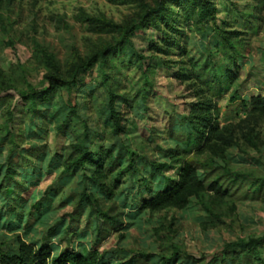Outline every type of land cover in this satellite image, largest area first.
Here are the masks:
<instances>
[{
  "label": "rangeland",
  "instance_id": "rangeland-1",
  "mask_svg": "<svg viewBox=\"0 0 264 264\" xmlns=\"http://www.w3.org/2000/svg\"><path fill=\"white\" fill-rule=\"evenodd\" d=\"M202 1L0 0V85L41 89L48 74L72 80L80 65L93 63L78 68L71 90L38 100L35 108L18 93L0 89V191H6L10 160L14 177L21 167L37 172L24 175L28 180L37 174L35 185L27 186L24 208L0 203L2 212L12 206L27 217L14 230L0 226V245L14 249L22 239L40 248L44 235L58 226L60 234L48 241L53 255L93 248L113 264H163V257L179 251V260L169 264H199L201 257L206 264L226 244L264 235V189H256L264 180V110L251 101L264 98V0H210L214 17L206 18L199 13ZM203 66L218 68L206 74L217 78H225L222 69L230 66V88L216 96V78L209 86L199 78ZM71 105L77 115L70 114ZM112 108L120 114L119 135ZM82 140H89L97 158L109 150L106 163L116 160L115 168L96 176L114 196H101L100 204L119 223L112 227L104 219L100 231L90 210L75 208L89 182L84 176L93 177L95 168L67 172L63 166L71 146ZM181 160L190 161L203 181L222 174L248 180L223 179L230 186L224 198L194 196L183 209H141L142 189L163 184L164 177L153 178L151 164H169L163 175L175 180ZM131 161L135 166L125 173ZM17 179L20 186L14 181L9 187L18 192L24 183ZM51 195L48 212L31 218ZM72 212L79 215L69 235L58 223ZM66 232L71 243L63 239Z\"/></svg>",
  "mask_w": 264,
  "mask_h": 264
},
{
  "label": "trees",
  "instance_id": "trees-1",
  "mask_svg": "<svg viewBox=\"0 0 264 264\" xmlns=\"http://www.w3.org/2000/svg\"><path fill=\"white\" fill-rule=\"evenodd\" d=\"M199 5V13L202 16H204L205 18L210 16L214 17V8L210 0H203ZM164 7L165 6L162 4L161 10H163ZM101 57L102 59H105L106 53L103 52ZM232 59L235 60V57H232ZM92 66V62H87L83 64V66L80 65L78 68L80 70ZM78 68L72 80L63 79L55 73L48 74L45 78L46 87L41 89H36L33 86H29L28 91L23 92L20 91L19 88L13 86L4 87L2 85H0V89L2 92L14 91L18 93L20 95L21 101L31 102V104L35 108L37 106L36 101L51 97L55 92L63 90L65 88L71 90L78 81ZM230 69H232L230 68V66H226L224 67V69H222L224 70L222 72L225 78H223L222 76V78H217V75H209L210 73L206 75L207 72L214 73L219 71L218 68L215 69L216 71H214L212 67L209 68L208 66L201 67L199 69L198 75L201 79L205 78V82L208 86L211 85L213 83V79L215 80L216 78V83L218 84L217 86L220 87V90L215 94L216 96H218L219 94H221L224 88L229 89L230 85L232 84V80L234 79L235 75L231 72ZM251 99L252 102L260 106V108L264 110V98L258 96L252 97ZM246 103L248 102L245 100L244 104ZM69 109L71 115H77L76 106L71 105ZM119 117L120 114L114 108H112L111 118L115 123L117 135L121 134L122 132ZM202 125H204V123ZM210 125L211 124H209L208 122L205 123L206 127ZM215 125L216 124H213V126ZM216 129H219V127L217 126ZM86 137H88V135H86ZM88 141L89 140H82L80 144L72 145V154L67 158L63 166H65L64 168L67 172H70L75 167L85 168L89 164L95 168L93 177L89 179L88 177L84 176V179L86 178V180H88L89 182L87 181L88 185H85V187L80 190V193L77 196L75 208L81 210V213L83 211L90 210V213H93L95 216L96 226L100 231L104 219L105 221H108V223H110L112 227L115 226V224L119 223L115 216L110 215V210H104V208H102L100 204L101 196H106V199L109 200H112L114 196H108V189L106 188L107 186L101 183V179H98L99 177L96 176L97 174H103L107 167H112V169L115 168L116 160H112L110 163H106L105 154L112 155L109 150H107V152L105 153H101V158H97L98 155L100 156V154H95L89 148V145L87 144ZM201 143V140H196L194 145L196 144L198 147H201ZM192 146L193 145H190L189 149L187 150L188 154L191 153ZM177 164L181 165V171L178 175V179L175 180L165 178V176L163 175L164 172L172 166H170L169 164H162L157 162L151 164V167L154 171L152 172L153 178L157 179L158 176H161V178L164 177L162 182L163 184H160L157 187L153 184H147V187H144L142 189L143 191L141 190V193H144V199L143 201L139 200V203L137 202V205L141 204V209L156 208L164 204H168L177 209H183L189 205L191 198L194 196L200 197L206 195L211 198H224L230 194V189L228 188L230 186L222 182L223 179L231 180L234 184L242 183L245 180H248V177L242 174H235L234 177H223L224 175L222 174L211 182H207V178L204 181L199 178L197 172L198 169L194 165H192L190 161L181 160L177 162ZM134 166L135 162L131 161L129 163V168L125 173H129V169ZM30 171H34L33 173H37L33 166L27 168L21 167L17 169L14 177V175L12 176V174L14 173V164L11 160L8 162L7 171L3 180L4 185L2 188L6 189V191H0V203H2V207L5 205H9L7 204L9 202H16V205H19L21 207L18 209H22L25 207V204H23V198L26 195L25 193L28 191L27 186L29 187L30 184L35 185L34 183L37 179V174H34L30 178H28V180H24V175L30 173ZM17 176H19V178L22 179V183H24L21 184V186H23V190H19L18 192L16 191V189H12L11 187H9L10 183L14 181L15 185L20 186V183L18 181L21 180L17 179ZM259 182H262V184L260 183L256 185V189H258V191L264 189V180H260ZM146 183L147 179L144 178L142 185H145ZM89 187L92 189H90ZM96 192H98V194L100 195H96ZM52 196L53 195L50 196V199L47 202L45 201L41 204L40 209H37L35 212H32L30 214L31 218H38L39 216H41V213L48 212V209H50L51 207L50 202L52 201ZM135 207L137 208L138 206ZM18 213L19 212L15 211L12 206L10 207V210H6V212H2V210L0 209V226L4 227V229L6 230H14L18 223H23V221L27 218L26 216H21ZM76 215L78 216L79 214L77 212L65 214L63 215L61 221L58 223V225L63 226V228L67 230L69 235L70 232L72 233L71 226L75 222ZM66 221H68V227L67 224H65ZM67 232L63 239L64 241H66L67 238L69 243H71L70 236L67 234ZM47 234L50 235H44L40 248H38L39 244H30L22 239H18V247L14 249H11L9 247V244L7 243L1 244L0 264H113L112 262L106 260L105 254L93 248L91 250L85 251H83V249L80 251L76 250L75 248H67L58 255H53L55 248L51 244H49L48 241L49 238L60 234V227L56 226V229L54 230V226H52ZM263 249L264 235L256 237L254 236L245 241L226 244L223 247L222 251L213 255L211 260L206 264H213L217 260L221 261L224 259V257L231 256L238 258L235 262L237 264H253V262L264 264V256L262 253ZM179 256V251H176L170 257H163V264H169L172 261H177L179 260ZM203 259V257H201L200 259L196 258V262L200 264Z\"/></svg>",
  "mask_w": 264,
  "mask_h": 264
}]
</instances>
